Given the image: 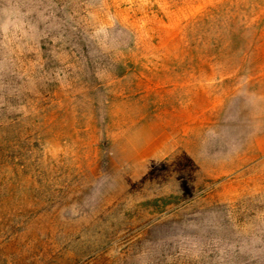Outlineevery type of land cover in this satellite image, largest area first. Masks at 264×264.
I'll list each match as a JSON object with an SVG mask.
<instances>
[{
  "label": "rangeland",
  "instance_id": "374dc122",
  "mask_svg": "<svg viewBox=\"0 0 264 264\" xmlns=\"http://www.w3.org/2000/svg\"><path fill=\"white\" fill-rule=\"evenodd\" d=\"M0 264H264V0H0Z\"/></svg>",
  "mask_w": 264,
  "mask_h": 264
}]
</instances>
